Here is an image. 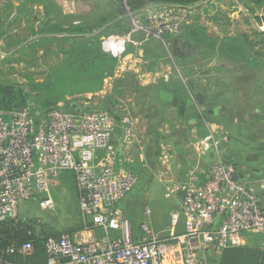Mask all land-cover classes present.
<instances>
[{"label": "built area", "instance_id": "built-area-1", "mask_svg": "<svg viewBox=\"0 0 264 264\" xmlns=\"http://www.w3.org/2000/svg\"><path fill=\"white\" fill-rule=\"evenodd\" d=\"M17 1L0 0V7ZM136 14H129L133 24L164 44L168 35L180 33L184 23L172 9L147 23ZM84 103L0 110V225L19 220L20 204L26 201L37 200L44 209H52L53 190L60 187L62 175L71 172L81 218L101 233L89 241L68 234L46 238L44 264H205L207 257L242 247L255 234L262 237L264 247V205L257 185L239 177L235 181L236 166L221 157L212 163L206 179L199 170L191 171L173 188L183 198L165 231L154 233L150 223L143 222L146 237L135 241L132 224L120 206L140 177L112 145L116 118ZM205 143L220 147L213 135ZM260 188L264 189V181ZM151 214L147 206L144 215ZM33 253L32 242L12 245L0 249V264H19L16 257Z\"/></svg>", "mask_w": 264, "mask_h": 264}, {"label": "rangeland", "instance_id": "rangeland-1", "mask_svg": "<svg viewBox=\"0 0 264 264\" xmlns=\"http://www.w3.org/2000/svg\"><path fill=\"white\" fill-rule=\"evenodd\" d=\"M148 1L147 7L136 14L141 22L172 9L184 17L182 27L196 25L197 29L189 32L196 36L187 34L181 40L179 33L169 43H162L133 24L129 14L134 11L125 0H18L0 7V84L20 87L27 94L25 104L10 111L88 103L86 97L102 90L105 79L116 70L119 60L110 61L109 55L112 58L122 49L136 54L141 49L159 62L180 65L186 77L208 76L213 84L224 87L249 79L254 82L252 105L264 120V36L257 35L264 32V0ZM122 6L124 18L114 21V13ZM114 25L120 26L117 32H103ZM242 35H248L252 43L240 40L244 55L237 50L239 45L222 53L214 41L208 40ZM70 175L53 190L52 209H44L37 200L26 201L20 204V219L36 220L37 230L47 235L68 234L86 241L99 238L100 232L87 230L83 223L76 183ZM162 190H153L151 199H142L134 211L122 207L128 197L123 201L120 207L132 229L133 213L142 216L141 223L153 224L155 232L168 228L166 215L174 208L169 210L170 199ZM147 206L152 211L150 216L144 215ZM181 229L182 224L179 233Z\"/></svg>", "mask_w": 264, "mask_h": 264}, {"label": "crops", "instance_id": "crops-1", "mask_svg": "<svg viewBox=\"0 0 264 264\" xmlns=\"http://www.w3.org/2000/svg\"><path fill=\"white\" fill-rule=\"evenodd\" d=\"M138 51L114 56L119 60L114 74L105 79L102 90L86 97L91 109L116 118L112 145L140 177L137 188L121 205L123 209L134 211L142 199H151L152 191L162 188L170 199L169 210L175 209L183 193L173 192V188L184 183L191 171L199 170L206 179L219 157L234 163L241 181L257 185L264 205V189L260 188L264 181V120L252 105L254 82L240 77L241 85L224 87L213 84L208 76L186 77L180 65L159 62L156 55L153 59ZM212 135L220 142L217 150L212 144H203ZM141 219L135 213L131 218L137 242L146 237ZM248 246L264 250L262 237L250 235L242 247ZM222 254L207 257L205 264H219Z\"/></svg>", "mask_w": 264, "mask_h": 264}, {"label": "trees", "instance_id": "trees-1", "mask_svg": "<svg viewBox=\"0 0 264 264\" xmlns=\"http://www.w3.org/2000/svg\"><path fill=\"white\" fill-rule=\"evenodd\" d=\"M148 3H149L148 0H126V4H128L131 7L134 13H141V11H143V9L147 7ZM179 4L184 5L186 3L183 4V2H179ZM122 7H119L120 9L118 10V12L114 13V18H115L114 21L116 20L117 17L121 18L125 16L124 7L123 8ZM118 24L123 26L120 23ZM119 25H114L112 27H109L103 32L106 31H112L113 33L117 32V30L120 27ZM195 29H197L195 24L184 25L180 31L179 39L181 40L185 39L187 34H188L187 37L190 38L195 37L196 36L195 33L193 34L189 33L192 30L195 31ZM257 35L264 36V32L258 31ZM173 37H174L173 35L167 36L168 43ZM208 40L214 41L215 44H217L216 49L221 50L222 53L228 49L229 50L233 49L235 46L239 45L240 49L237 50H239L241 55H244V52L241 49L242 44L240 43V40L246 43L248 42L249 45H252L251 41H249L248 35H242L241 37L228 36L220 39L217 38V39H208ZM124 51L122 49L120 53L117 54L120 55ZM118 55H114V56H118ZM109 57L108 60L116 61L115 57L111 58V55H109ZM87 65L91 66V64H87ZM26 98H27V94H25L24 90L21 89L20 87L0 84L1 110L10 111L15 107L24 105L26 102ZM50 108H42V109H50ZM67 174H71L70 177L73 178L75 181L74 174L71 172H66L62 175L61 182L64 181L65 176ZM37 225H38L37 221L34 219L13 220L0 225V249H4L12 245H22L27 242H32L34 246V253L29 257H21V256L16 257L15 258L16 261L19 262V264H44L46 260V254L44 250L45 239L48 237H60L63 234L47 235L41 230H37ZM85 227L87 228V230L93 229L92 224H87V225L85 224ZM219 264H264V250H262V247L260 246H255V247L248 246V247L227 249L223 251L222 258Z\"/></svg>", "mask_w": 264, "mask_h": 264}, {"label": "water", "instance_id": "water-1", "mask_svg": "<svg viewBox=\"0 0 264 264\" xmlns=\"http://www.w3.org/2000/svg\"><path fill=\"white\" fill-rule=\"evenodd\" d=\"M171 6L179 7V6H177V5H171ZM234 180H235V181L238 180V176L235 177ZM170 218H171L170 215H167V221H170Z\"/></svg>", "mask_w": 264, "mask_h": 264}, {"label": "bare ground", "instance_id": "bare-ground-1", "mask_svg": "<svg viewBox=\"0 0 264 264\" xmlns=\"http://www.w3.org/2000/svg\"><path fill=\"white\" fill-rule=\"evenodd\" d=\"M66 1V0H65ZM73 4V3H72ZM76 12V11H75Z\"/></svg>", "mask_w": 264, "mask_h": 264}]
</instances>
